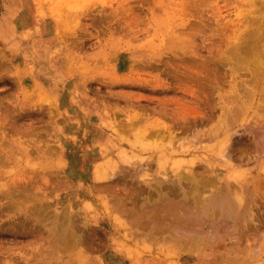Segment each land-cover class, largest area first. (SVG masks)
I'll list each match as a JSON object with an SVG mask.
<instances>
[{"label":"rangeland","instance_id":"1","mask_svg":"<svg viewBox=\"0 0 264 264\" xmlns=\"http://www.w3.org/2000/svg\"><path fill=\"white\" fill-rule=\"evenodd\" d=\"M19 3L21 43H0V264H264L254 110L228 115L264 84L229 50L264 35V0ZM225 192L241 219L193 212Z\"/></svg>","mask_w":264,"mask_h":264},{"label":"bare ground","instance_id":"2","mask_svg":"<svg viewBox=\"0 0 264 264\" xmlns=\"http://www.w3.org/2000/svg\"><path fill=\"white\" fill-rule=\"evenodd\" d=\"M19 0H14L10 3L5 9L3 15H0V43L4 45L11 46L13 48L18 47L21 43L20 37H17L16 32V25L13 23V16L17 12V10L21 7L19 6ZM25 16L22 17L23 20ZM23 24V23H22ZM49 33V32H48ZM239 38L235 40L236 49L232 48L229 49L231 52L237 53L241 60L243 59L246 61V65L250 66V64H255L253 73L257 76H261L264 78V35L262 32L254 34L239 35ZM245 64V63H244ZM220 65L216 67L218 70L220 69ZM251 68V66H250ZM262 79L259 77H253V82L243 81L241 86V91L243 90V106L240 109H230L229 116L230 117H237V116H245V119L249 115V111L253 108V114L251 115V119L249 121V128L247 129L248 133L252 135L255 139L257 147L261 151L262 155L264 156V84L261 85L260 81ZM264 83V82H263ZM241 98V97H240ZM259 102V105L257 103ZM228 126V124L226 123ZM224 125L221 128L218 126L213 129L209 133V137L211 138H218L221 131L225 133ZM219 143L216 145L218 152L224 155L223 143L224 139H219ZM190 148L188 145H180L177 149H171V152L175 151V153H179L180 151H186ZM161 151V150H160ZM162 154H165V149H162ZM81 156V155H80ZM80 156L74 162V167L76 168V175L84 174L89 168V164H87V160L85 159L84 163L80 160ZM100 156V155H99ZM226 156V155H225ZM258 156V155H257ZM98 157V156H97ZM92 162L94 158H90ZM228 162V161H227ZM98 163V162H97ZM96 164V163H94ZM85 165V166H84ZM84 166L83 169L86 167V170H82L80 167ZM79 167V168H78ZM78 169V170H77ZM92 171V168H91ZM85 176V175H83ZM173 188V187H172ZM214 198H210L208 202L203 205L196 206L194 205L192 208L194 209L193 212L196 213L197 216H200L204 220H212L215 219L216 216L224 217L228 219H235L236 215L238 218L241 219L242 215L238 210V206L242 205L239 201H241L242 195L237 194L238 202L233 203L231 197L226 196L227 192H225V196L217 197L218 194H215ZM182 199L184 201H190L187 196L183 195ZM195 201V200H194ZM192 204L193 202L190 201ZM210 205V208H209ZM196 208V210H195Z\"/></svg>","mask_w":264,"mask_h":264}]
</instances>
